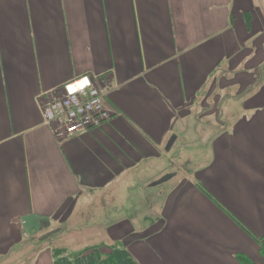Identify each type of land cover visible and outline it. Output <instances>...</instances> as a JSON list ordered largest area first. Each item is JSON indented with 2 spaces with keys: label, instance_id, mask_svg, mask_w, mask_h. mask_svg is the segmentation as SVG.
I'll use <instances>...</instances> for the list:
<instances>
[{
  "label": "crops",
  "instance_id": "0c3cea01",
  "mask_svg": "<svg viewBox=\"0 0 264 264\" xmlns=\"http://www.w3.org/2000/svg\"><path fill=\"white\" fill-rule=\"evenodd\" d=\"M263 36L264 0H0V255L86 221L138 264H263ZM87 75L111 118L60 137L41 104Z\"/></svg>",
  "mask_w": 264,
  "mask_h": 264
},
{
  "label": "built area",
  "instance_id": "2783aa9c",
  "mask_svg": "<svg viewBox=\"0 0 264 264\" xmlns=\"http://www.w3.org/2000/svg\"><path fill=\"white\" fill-rule=\"evenodd\" d=\"M108 92L92 77H81L64 86L62 97L41 104L44 119L57 125L60 137L86 134L111 118L106 108Z\"/></svg>",
  "mask_w": 264,
  "mask_h": 264
},
{
  "label": "rangeland",
  "instance_id": "374dc122",
  "mask_svg": "<svg viewBox=\"0 0 264 264\" xmlns=\"http://www.w3.org/2000/svg\"><path fill=\"white\" fill-rule=\"evenodd\" d=\"M264 41V36L259 38V42ZM225 86H228V83L223 84ZM218 84L211 87V91H218ZM231 91V90H230ZM229 91V92H230ZM228 92V93H229ZM227 93V94H228ZM213 95V94H212ZM200 108L203 110L208 109L209 106H211V101L207 100L206 98H202L199 100ZM224 105L227 108L228 102L227 100H224ZM85 217L91 216V214H84ZM84 229H76L75 231H69L64 234H55L54 236L50 237L48 239V242L46 240L42 241V250L50 248H53L54 250H64L67 253H76L74 251L82 250L85 248H91L94 245H101V244H108L109 243V237H108V228H91L89 222H84ZM27 239H30L29 237ZM29 246V248H33L32 244H26ZM119 246V245H118ZM123 246V244H122ZM121 246V247H122ZM109 250H103L104 253L108 252ZM79 252V251H78ZM16 254V253H15ZM14 254V255H15ZM13 255V256H14ZM10 257V259H5L6 256L0 255V264H26L25 261H23V256L20 254L18 257Z\"/></svg>",
  "mask_w": 264,
  "mask_h": 264
},
{
  "label": "trees",
  "instance_id": "16d2710c",
  "mask_svg": "<svg viewBox=\"0 0 264 264\" xmlns=\"http://www.w3.org/2000/svg\"><path fill=\"white\" fill-rule=\"evenodd\" d=\"M102 247H91L76 253H67L64 250H53L54 264H138L132 254L118 245L108 247V252H103ZM260 253L264 259V237L260 239ZM241 264H256L243 257ZM264 264V263H263Z\"/></svg>",
  "mask_w": 264,
  "mask_h": 264
},
{
  "label": "water",
  "instance_id": "95a60500",
  "mask_svg": "<svg viewBox=\"0 0 264 264\" xmlns=\"http://www.w3.org/2000/svg\"><path fill=\"white\" fill-rule=\"evenodd\" d=\"M173 140H174V139L172 138V140L168 143V145H167V148H168V149H169L170 146L172 145ZM168 178H169V177H168ZM166 179H167V177H166V178H163L162 180H160V182H161V181L163 182V181H165ZM160 182H158V183H160ZM57 231H59V230H56V231H54V232H50V233L46 234V235L43 237V239H42L41 241L47 240L48 238L54 236L55 234L58 233Z\"/></svg>",
  "mask_w": 264,
  "mask_h": 264
}]
</instances>
